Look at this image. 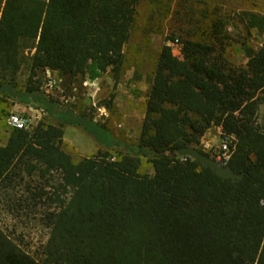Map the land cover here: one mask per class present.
Here are the masks:
<instances>
[{
    "label": "trees",
    "instance_id": "16d2710c",
    "mask_svg": "<svg viewBox=\"0 0 264 264\" xmlns=\"http://www.w3.org/2000/svg\"><path fill=\"white\" fill-rule=\"evenodd\" d=\"M137 3L0 0V103H48L46 112L59 122L11 128L0 146V205L48 230L32 255L0 227V264H264V125L257 123L264 40L244 48L245 64L214 55L201 41H177L180 58L161 46L137 143L122 145L115 159L103 154L77 163L62 149L64 125L107 147L115 143L92 119L58 113L44 100L45 72L89 81L109 72L118 81ZM246 17L263 35L264 16ZM24 49L34 53L19 86ZM213 127L235 139L227 166L243 176L237 183L176 154L193 147L212 159L199 145ZM143 161L151 174L140 172Z\"/></svg>",
    "mask_w": 264,
    "mask_h": 264
},
{
    "label": "rangeland",
    "instance_id": "374dc122",
    "mask_svg": "<svg viewBox=\"0 0 264 264\" xmlns=\"http://www.w3.org/2000/svg\"><path fill=\"white\" fill-rule=\"evenodd\" d=\"M136 23L130 39L123 49L125 56L121 78L115 81L107 72L95 81L86 78H67L46 71L41 80L40 92L46 102H53L58 113L68 111L79 119H92L103 126L115 146L107 147L88 135L80 127L63 126L62 149L74 163L81 159L106 154L113 159L122 153V145L136 144L145 114V100L161 46L172 47L180 56L177 41H201L211 45L214 55H222L232 64H245V47L255 48L264 40V34L246 25L247 15L264 16V0H137ZM218 24L217 27H214ZM173 38L175 42L172 43ZM33 51L21 52L22 62L16 73L19 86L29 76V60ZM20 109L13 111V106ZM49 104L25 105L18 100L0 103V111L7 115L27 116L29 130L40 121L59 125L49 116ZM0 113V146L7 142L11 127L7 115ZM257 123L264 125V104L257 112ZM218 128L209 131L218 136ZM121 145V147H120ZM141 173L152 170L143 161ZM0 227L24 251L36 255L47 240L48 230L33 218L19 212H10L0 205Z\"/></svg>",
    "mask_w": 264,
    "mask_h": 264
},
{
    "label": "built area",
    "instance_id": "2783aa9c",
    "mask_svg": "<svg viewBox=\"0 0 264 264\" xmlns=\"http://www.w3.org/2000/svg\"><path fill=\"white\" fill-rule=\"evenodd\" d=\"M7 125L17 130H27L31 126V120L28 117L9 115L7 117ZM220 129V128H219ZM218 133V142L213 141V137L210 131H208L200 141V149L211 155L222 166H227L234 151V137L226 136L221 132Z\"/></svg>",
    "mask_w": 264,
    "mask_h": 264
},
{
    "label": "water",
    "instance_id": "95a60500",
    "mask_svg": "<svg viewBox=\"0 0 264 264\" xmlns=\"http://www.w3.org/2000/svg\"><path fill=\"white\" fill-rule=\"evenodd\" d=\"M176 154L180 158L188 157L194 162L201 164L204 167L210 168L218 177L231 180L232 183H237L243 177L242 175H236L229 166H222L215 160L203 155L196 148H181L177 150Z\"/></svg>",
    "mask_w": 264,
    "mask_h": 264
},
{
    "label": "crops",
    "instance_id": "0c3cea01",
    "mask_svg": "<svg viewBox=\"0 0 264 264\" xmlns=\"http://www.w3.org/2000/svg\"><path fill=\"white\" fill-rule=\"evenodd\" d=\"M19 109H20V106H19V105H15V106H13V111H17V110H19ZM217 130H218V133H220V132H219L220 129L218 128ZM212 137H213V141H214L215 143H217V142H218V136H216V135H212Z\"/></svg>",
    "mask_w": 264,
    "mask_h": 264
}]
</instances>
